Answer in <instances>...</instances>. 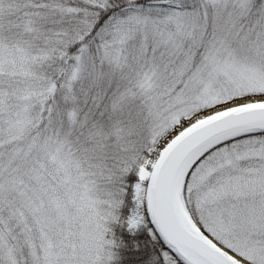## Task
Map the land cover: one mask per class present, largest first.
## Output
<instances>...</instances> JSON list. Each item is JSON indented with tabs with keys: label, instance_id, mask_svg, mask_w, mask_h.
I'll return each instance as SVG.
<instances>
[{
	"label": "snow or ice",
	"instance_id": "snow-or-ice-1",
	"mask_svg": "<svg viewBox=\"0 0 264 264\" xmlns=\"http://www.w3.org/2000/svg\"><path fill=\"white\" fill-rule=\"evenodd\" d=\"M0 264H264V0H0Z\"/></svg>",
	"mask_w": 264,
	"mask_h": 264
}]
</instances>
